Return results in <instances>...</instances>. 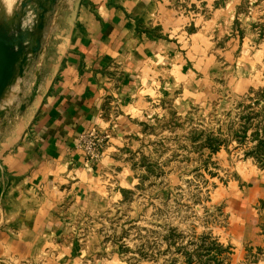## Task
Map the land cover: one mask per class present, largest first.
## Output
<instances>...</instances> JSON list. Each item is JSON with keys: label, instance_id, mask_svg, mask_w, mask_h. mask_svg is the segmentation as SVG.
Listing matches in <instances>:
<instances>
[{"label": "crops", "instance_id": "1", "mask_svg": "<svg viewBox=\"0 0 264 264\" xmlns=\"http://www.w3.org/2000/svg\"><path fill=\"white\" fill-rule=\"evenodd\" d=\"M240 5L238 0H55L46 5L42 30H36L37 10L10 27L23 34L27 63L22 70L18 57L0 95V264L45 259L60 249L80 211L105 203L103 165L87 160L80 148L83 135L93 130L108 135L111 154L144 116L152 120L161 100L182 91L178 107L189 108L212 90L207 82L220 69L214 54L223 51L217 44L234 36ZM200 10L208 11L209 19ZM38 40L41 50L33 54ZM230 41L235 52L243 51L238 72L262 74L264 47L251 52ZM199 60L210 65L195 70L191 80L183 66ZM198 76L204 78L198 82ZM263 80L238 90L264 91ZM247 183L232 198L237 209L232 234L264 248L255 214L264 171Z\"/></svg>", "mask_w": 264, "mask_h": 264}, {"label": "rangeland", "instance_id": "2", "mask_svg": "<svg viewBox=\"0 0 264 264\" xmlns=\"http://www.w3.org/2000/svg\"><path fill=\"white\" fill-rule=\"evenodd\" d=\"M238 1L240 18H233L231 39L253 52L264 47V0ZM44 3L0 0V33L8 38L13 55H18L23 34L19 28L10 32V27L37 10L40 31L39 6ZM201 17L209 19V12L202 11ZM231 39L217 44L223 50L214 54L220 69L201 100L183 109L177 103L182 91L173 100H161L152 120L144 116L111 154V138L105 135L99 157L90 163L103 165L106 201L80 211L69 223L58 245L69 251L58 249L38 262L18 264H254L264 259V248L255 249L232 234L237 211L232 198L264 171V91L248 93L238 87L262 81L264 61L262 74L254 76L253 69L241 75L243 51L235 52ZM189 63L183 69L188 67L191 80L195 70L210 65L206 60ZM255 214L264 244V194Z\"/></svg>", "mask_w": 264, "mask_h": 264}, {"label": "water", "instance_id": "3", "mask_svg": "<svg viewBox=\"0 0 264 264\" xmlns=\"http://www.w3.org/2000/svg\"><path fill=\"white\" fill-rule=\"evenodd\" d=\"M46 3L41 4L39 6V10L41 11L40 20L42 21V24L39 26V29L42 30L44 28L43 22L45 20V16L48 13L47 4H54L55 0H45ZM24 7H27L26 4H24ZM24 42V38L20 39V43L18 47L20 48L18 50V55H13L11 53V45L8 43L6 37H4L0 33V95L2 94L6 84L12 79L14 66L16 63V60L18 57H23V63H22V70L24 69V66L27 63V57L25 56V50L22 46V43ZM41 50V42L38 40L36 41V46L32 49L33 54L39 53Z\"/></svg>", "mask_w": 264, "mask_h": 264}, {"label": "built area", "instance_id": "4", "mask_svg": "<svg viewBox=\"0 0 264 264\" xmlns=\"http://www.w3.org/2000/svg\"><path fill=\"white\" fill-rule=\"evenodd\" d=\"M106 140L107 137L97 130H93L81 137L80 148L85 152L89 162L99 157Z\"/></svg>", "mask_w": 264, "mask_h": 264}, {"label": "bare ground", "instance_id": "5", "mask_svg": "<svg viewBox=\"0 0 264 264\" xmlns=\"http://www.w3.org/2000/svg\"><path fill=\"white\" fill-rule=\"evenodd\" d=\"M9 1V0H8Z\"/></svg>", "mask_w": 264, "mask_h": 264}]
</instances>
